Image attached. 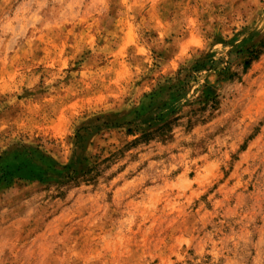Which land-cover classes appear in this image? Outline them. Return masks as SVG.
Here are the masks:
<instances>
[{
    "label": "rangeland",
    "instance_id": "1",
    "mask_svg": "<svg viewBox=\"0 0 264 264\" xmlns=\"http://www.w3.org/2000/svg\"><path fill=\"white\" fill-rule=\"evenodd\" d=\"M0 264H264V0H0Z\"/></svg>",
    "mask_w": 264,
    "mask_h": 264
},
{
    "label": "trees",
    "instance_id": "2",
    "mask_svg": "<svg viewBox=\"0 0 264 264\" xmlns=\"http://www.w3.org/2000/svg\"><path fill=\"white\" fill-rule=\"evenodd\" d=\"M251 52H254V51L252 50ZM247 65H248V61L245 62V66H246V67H247Z\"/></svg>",
    "mask_w": 264,
    "mask_h": 264
}]
</instances>
